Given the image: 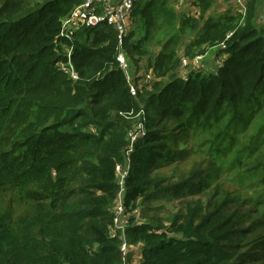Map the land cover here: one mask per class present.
<instances>
[{
  "label": "trees",
  "instance_id": "16d2710c",
  "mask_svg": "<svg viewBox=\"0 0 264 264\" xmlns=\"http://www.w3.org/2000/svg\"><path fill=\"white\" fill-rule=\"evenodd\" d=\"M85 1L0 0V264H264L262 0L62 33Z\"/></svg>",
  "mask_w": 264,
  "mask_h": 264
},
{
  "label": "built area",
  "instance_id": "2783aa9c",
  "mask_svg": "<svg viewBox=\"0 0 264 264\" xmlns=\"http://www.w3.org/2000/svg\"><path fill=\"white\" fill-rule=\"evenodd\" d=\"M231 1L233 4L240 6H243L245 3V0ZM133 5L134 0H86L63 21L62 33L71 35L82 24H86L87 26H97L101 23H108L109 25H112L118 31L120 37H122L128 30L127 24ZM204 57L205 56H197V58H195V60L191 63L192 67L193 65H196L198 66L197 69H199ZM118 60L123 69L127 70L130 67V64L124 54H119ZM188 61L189 60L184 59L183 65H187ZM188 65H190V62ZM132 91L135 93L134 87H132ZM117 170L121 175V183H123L126 172L122 171L120 166L117 167ZM116 212L117 216L115 218V226L122 231V236L124 238L126 219L124 217V206L121 200L117 202ZM129 248V244L124 241L122 246L123 253L127 254L129 252ZM126 263L127 262H125V264Z\"/></svg>",
  "mask_w": 264,
  "mask_h": 264
},
{
  "label": "rangeland",
  "instance_id": "374dc122",
  "mask_svg": "<svg viewBox=\"0 0 264 264\" xmlns=\"http://www.w3.org/2000/svg\"><path fill=\"white\" fill-rule=\"evenodd\" d=\"M172 5L178 13H184V12L185 13H191L190 10H191V7L193 6L192 2H190L189 0H173ZM231 6L232 5L230 3V0H217L216 3L214 4V6L212 7V9L209 11V13L213 14L215 16H218L220 13H222L224 11V8H229ZM258 12H259V17L263 18V20H264V0H262L261 4L259 5ZM260 20H262V19H260ZM127 29H128V24H127ZM219 62H221V58H219V60H217L215 55L211 53V54H208L203 59V62L201 63V66L199 68H201V70H204V71L216 72L217 67L220 65ZM188 64H189V61H188ZM188 64L183 65V73L182 74H186L189 71ZM193 68L197 69L198 66L193 65ZM125 72L128 75H131L132 74L131 66L127 70H125ZM147 78H148V76H147ZM138 254H139V251L137 250V253L135 254L136 257L134 255L131 264H135V263H133V260H135L137 258Z\"/></svg>",
  "mask_w": 264,
  "mask_h": 264
},
{
  "label": "crops",
  "instance_id": "0c3cea01",
  "mask_svg": "<svg viewBox=\"0 0 264 264\" xmlns=\"http://www.w3.org/2000/svg\"><path fill=\"white\" fill-rule=\"evenodd\" d=\"M230 3H231V0H230ZM232 5V3H231ZM227 8H224V10H226ZM191 13H194L195 12V9L193 8V6L191 7V10H190ZM205 58V57H204ZM136 257V255H135ZM139 258H140V253L137 255V258L135 260H133V263L135 264H139Z\"/></svg>",
  "mask_w": 264,
  "mask_h": 264
}]
</instances>
